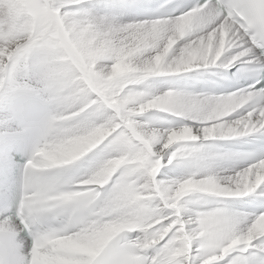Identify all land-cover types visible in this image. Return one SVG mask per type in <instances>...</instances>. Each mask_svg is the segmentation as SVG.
<instances>
[{
  "label": "snow or ice",
  "instance_id": "1",
  "mask_svg": "<svg viewBox=\"0 0 264 264\" xmlns=\"http://www.w3.org/2000/svg\"><path fill=\"white\" fill-rule=\"evenodd\" d=\"M0 264H264V0H0Z\"/></svg>",
  "mask_w": 264,
  "mask_h": 264
},
{
  "label": "bare ground",
  "instance_id": "2",
  "mask_svg": "<svg viewBox=\"0 0 264 264\" xmlns=\"http://www.w3.org/2000/svg\"><path fill=\"white\" fill-rule=\"evenodd\" d=\"M174 168L177 172L182 171V170L187 168V163L186 162H177L174 165ZM190 199L192 202L189 204V208L198 209V206L201 204L199 195H193ZM199 209H201V208H199Z\"/></svg>",
  "mask_w": 264,
  "mask_h": 264
},
{
  "label": "clouds",
  "instance_id": "3",
  "mask_svg": "<svg viewBox=\"0 0 264 264\" xmlns=\"http://www.w3.org/2000/svg\"><path fill=\"white\" fill-rule=\"evenodd\" d=\"M74 147H75V146H74L72 143H68V144H66V145L64 146V151H66V152H71V151H73Z\"/></svg>",
  "mask_w": 264,
  "mask_h": 264
}]
</instances>
